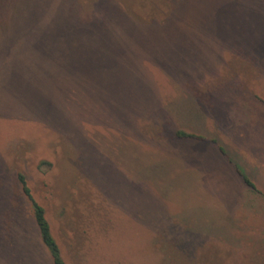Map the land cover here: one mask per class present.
<instances>
[{"label": "rangeland", "instance_id": "obj_1", "mask_svg": "<svg viewBox=\"0 0 264 264\" xmlns=\"http://www.w3.org/2000/svg\"><path fill=\"white\" fill-rule=\"evenodd\" d=\"M257 93L264 0H0V264H53L21 172L66 264H264Z\"/></svg>", "mask_w": 264, "mask_h": 264}, {"label": "crops", "instance_id": "obj_2", "mask_svg": "<svg viewBox=\"0 0 264 264\" xmlns=\"http://www.w3.org/2000/svg\"><path fill=\"white\" fill-rule=\"evenodd\" d=\"M247 106L248 129L238 134L237 140H232L235 148L232 158L236 159L240 171L255 184L257 191L252 189L264 196V96L253 94ZM243 183L249 189L246 182Z\"/></svg>", "mask_w": 264, "mask_h": 264}, {"label": "trees", "instance_id": "obj_3", "mask_svg": "<svg viewBox=\"0 0 264 264\" xmlns=\"http://www.w3.org/2000/svg\"><path fill=\"white\" fill-rule=\"evenodd\" d=\"M177 136H179L181 138H195V139H201V140L206 139L203 136H200V135H197L194 133H189V132H186L184 130H178ZM213 141L217 142V140H215V139ZM220 149L223 152H225L223 147H220ZM239 173L242 175L246 184L249 187L256 190L255 184L251 180H249L240 170H239ZM18 181L22 187L24 194L26 195V197L28 198V200L31 204V210L33 213V218H34V220L38 226L41 240H42L44 246L48 249V251L51 255L53 264H65L64 258H63L62 253H61L60 246H59L57 240L55 239V237L52 233V229H51L49 220L46 217L45 208L39 202H37L35 200V198L33 197L32 193H31V189H30L28 182H27L26 175L24 173L21 172L18 174Z\"/></svg>", "mask_w": 264, "mask_h": 264}]
</instances>
